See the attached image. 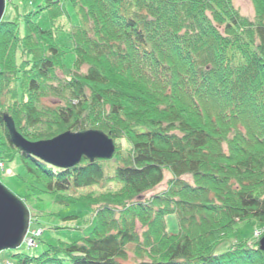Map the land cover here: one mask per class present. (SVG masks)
<instances>
[{"label":"trees","instance_id":"obj_1","mask_svg":"<svg viewBox=\"0 0 264 264\" xmlns=\"http://www.w3.org/2000/svg\"><path fill=\"white\" fill-rule=\"evenodd\" d=\"M45 1L0 24V161L19 156L29 194L86 205L95 221L87 237L18 263L264 264L259 239L214 253L238 225L264 226V0H250L252 19L234 0ZM66 3L79 21L71 49L57 42L62 28L38 25L44 11L52 24L70 19ZM67 50L75 59L61 79ZM5 113L31 142L102 131L121 166L106 177L109 161L64 170L23 154ZM165 172L167 188L148 197ZM106 179L120 190L74 194ZM168 218L177 231L157 234Z\"/></svg>","mask_w":264,"mask_h":264},{"label":"rangeland","instance_id":"obj_2","mask_svg":"<svg viewBox=\"0 0 264 264\" xmlns=\"http://www.w3.org/2000/svg\"><path fill=\"white\" fill-rule=\"evenodd\" d=\"M233 2L236 9H238L239 13L243 17L248 19H252L254 17V10L250 0H234ZM46 4L45 0H6V9L2 21L11 22L16 20L17 14L15 7L21 15H25L28 12L37 11L39 7H45ZM66 8L70 19L60 18L52 24L48 11H44L39 16L38 25L43 30H56V27L62 28L63 31L61 30L57 33V42L59 45L71 49L73 45L70 38V31L72 27L79 24V21L72 5L66 3ZM74 59V54L67 50L64 58L63 70H57V76L59 78H65V75L72 70ZM85 71L86 70L83 69L82 72ZM118 143L121 144V148L123 150L122 157H127L128 151L131 148L129 142L126 139H121ZM112 159L98 160L109 161L104 167L106 177L114 176L116 168L121 166L119 161L117 162ZM5 162L0 161V183L20 200L27 198L26 207L31 214V225L30 233L28 236H25L19 249L6 250L0 253V264H19L14 258L15 255H23L33 258L39 257L48 249V246L56 245L59 241H79L90 234L93 230L95 221V214L93 215V210L90 207L83 204L64 207L57 202L53 195L29 194L27 184L30 182V179L21 166L19 156L11 161L6 160ZM170 178V174L165 172L164 182L147 196L149 197L164 191L167 188V182ZM121 186V183L118 181L106 179L103 183L98 185L75 190L74 194L77 196L80 194H92L95 197L109 192H117L120 190ZM75 216L77 217L76 219H68ZM138 229H140V227H138ZM155 229L157 234H162L164 231L173 233L177 231V224L173 219L168 218L165 223L161 219ZM263 238V225L255 222L240 224L232 235L224 239L216 246L214 253L222 254L229 250L231 244H235L237 242L246 240L251 241L253 239L262 240ZM31 241L35 243L37 242V245L33 247ZM128 254L129 259L132 261L134 258V245H130L128 247Z\"/></svg>","mask_w":264,"mask_h":264},{"label":"water","instance_id":"obj_3","mask_svg":"<svg viewBox=\"0 0 264 264\" xmlns=\"http://www.w3.org/2000/svg\"><path fill=\"white\" fill-rule=\"evenodd\" d=\"M6 9V0H0V24ZM12 144L19 152L42 160L59 169H69L81 164L85 158L90 163L111 160L116 146L102 131L88 130L66 132L51 140L31 142L17 130L13 119L3 115ZM31 224L30 211L22 200L0 183V253L21 247ZM264 252V238L260 240Z\"/></svg>","mask_w":264,"mask_h":264},{"label":"built area","instance_id":"obj_4","mask_svg":"<svg viewBox=\"0 0 264 264\" xmlns=\"http://www.w3.org/2000/svg\"><path fill=\"white\" fill-rule=\"evenodd\" d=\"M32 242V241H31ZM32 244L34 245V242H32Z\"/></svg>","mask_w":264,"mask_h":264}]
</instances>
